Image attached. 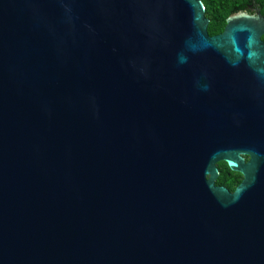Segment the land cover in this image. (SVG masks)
Listing matches in <instances>:
<instances>
[{"label": "water", "instance_id": "water-1", "mask_svg": "<svg viewBox=\"0 0 264 264\" xmlns=\"http://www.w3.org/2000/svg\"><path fill=\"white\" fill-rule=\"evenodd\" d=\"M209 22L0 0V264H264V16Z\"/></svg>", "mask_w": 264, "mask_h": 264}, {"label": "trees", "instance_id": "trees-1", "mask_svg": "<svg viewBox=\"0 0 264 264\" xmlns=\"http://www.w3.org/2000/svg\"><path fill=\"white\" fill-rule=\"evenodd\" d=\"M206 7V16L210 19L208 25V31L211 35L221 33L224 30L226 25L227 17L235 12L245 10L248 3H251L254 0H202ZM264 6V0H257ZM264 13V9H263ZM219 168L222 171L220 173L217 183L225 185L231 191H234L237 185L236 179H234V173L232 172L231 176H228L227 171L229 166L226 162H220Z\"/></svg>", "mask_w": 264, "mask_h": 264}, {"label": "flooded vegetation", "instance_id": "flooded-vegetation-1", "mask_svg": "<svg viewBox=\"0 0 264 264\" xmlns=\"http://www.w3.org/2000/svg\"><path fill=\"white\" fill-rule=\"evenodd\" d=\"M263 9H264V6H263L260 2H258L257 0H254V1H252L251 3H248L247 6H246V8H245V10H243V11H247V12H249V13H251V14H255V15H258L259 13H261V14L264 16ZM261 38H262V40L264 41V34L261 36ZM243 156L245 157V159H246L247 161L250 159V156L247 155V154H243ZM221 162H225V161H221ZM219 163H220V162H219ZM219 163L217 164V166L219 165ZM218 168H219V166H218ZM224 170L227 171L228 176H231L232 172L234 173V174H233V175H234V179H236V181H237V185H236V187H237V186H238V185L244 180V178H245V174H244V172L241 171V170L233 171V170H231L230 168H229V169H226V167H225ZM222 171H223V170H221V169L219 168V173H222ZM219 175H220V174H219ZM218 177H219V176H218ZM218 177H217V179H218ZM217 179H216V184H217V185H221V184H218V183H217ZM224 186H225V185H224Z\"/></svg>", "mask_w": 264, "mask_h": 264}]
</instances>
